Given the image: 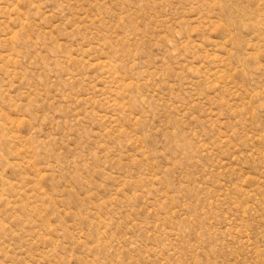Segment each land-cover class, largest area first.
Wrapping results in <instances>:
<instances>
[{"label": "rangeland", "instance_id": "rangeland-1", "mask_svg": "<svg viewBox=\"0 0 264 264\" xmlns=\"http://www.w3.org/2000/svg\"><path fill=\"white\" fill-rule=\"evenodd\" d=\"M0 264H264V0H0Z\"/></svg>", "mask_w": 264, "mask_h": 264}]
</instances>
